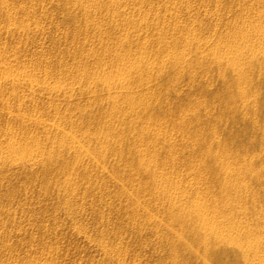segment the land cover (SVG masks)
Wrapping results in <instances>:
<instances>
[{
	"label": "bare ground",
	"instance_id": "obj_1",
	"mask_svg": "<svg viewBox=\"0 0 264 264\" xmlns=\"http://www.w3.org/2000/svg\"><path fill=\"white\" fill-rule=\"evenodd\" d=\"M60 2L61 55L24 75L44 116L0 104L38 133L0 125V163L56 171L53 206L87 204L107 263L129 232L146 264H264V0Z\"/></svg>",
	"mask_w": 264,
	"mask_h": 264
},
{
	"label": "rangeland",
	"instance_id": "obj_2",
	"mask_svg": "<svg viewBox=\"0 0 264 264\" xmlns=\"http://www.w3.org/2000/svg\"><path fill=\"white\" fill-rule=\"evenodd\" d=\"M177 10L181 13L184 7ZM71 27L73 22L60 0H0V104L44 116L43 102L30 98L29 84L37 76L30 80L24 75H39L46 60L61 55L54 40ZM5 65H10L7 74L1 70ZM10 118L0 115V125L12 129L22 145L27 141L33 145L31 134H37V128ZM5 136L0 127V139ZM13 162L14 158L11 165L0 163V264H112L103 261L98 250V230L87 204L81 207L86 215L74 219L53 206L57 196L49 189V181L56 171L46 179L36 178L21 166L15 168ZM124 236L122 254L127 263L146 264L151 253L145 239L129 232Z\"/></svg>",
	"mask_w": 264,
	"mask_h": 264
}]
</instances>
